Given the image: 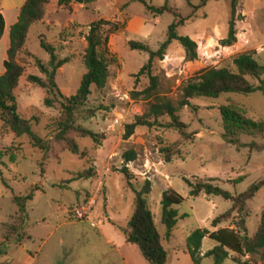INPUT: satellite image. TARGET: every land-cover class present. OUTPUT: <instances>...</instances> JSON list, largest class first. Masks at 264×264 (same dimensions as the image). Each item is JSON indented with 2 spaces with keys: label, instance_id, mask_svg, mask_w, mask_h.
<instances>
[{
  "label": "rangeland",
  "instance_id": "1",
  "mask_svg": "<svg viewBox=\"0 0 264 264\" xmlns=\"http://www.w3.org/2000/svg\"><path fill=\"white\" fill-rule=\"evenodd\" d=\"M55 1L58 13L53 16L54 23L50 27L42 23L32 28L27 50L47 65L50 56L42 47L41 39H44L55 47L59 59L70 60L56 74L57 86L65 97L77 93L86 73L83 57L90 25L106 20L118 28L115 33H109V48L117 61L110 67L108 85L101 91L93 88L87 104V109L94 110L96 116L81 117L77 121V126L100 136V145L90 138L82 139L76 132L69 133L67 137L79 144L80 153H85L83 156L70 153L66 143L57 141L55 123L61 118V106L57 103L55 108L46 107L47 91L30 83L28 77L46 78L35 61L26 58L29 59L27 70L15 91L19 110L24 118L32 121L33 132L49 141L50 151L45 153L35 148L27 136L17 139L0 120V247L8 252L6 256H0V263L14 258L17 240L22 238V245L25 243L28 251L39 254L38 264H120V257L108 239L122 236L119 229L126 228L133 215L134 194L120 170L125 166L124 153L135 151L138 158L128 165L134 174L132 183L138 190L147 180L152 184L149 203L164 238L168 264H194L188 253V238L199 229L210 232L221 228L235 229L237 214L229 223L213 228L212 222L228 212L232 203L205 194L191 197V188L185 179L194 185L216 180L213 185L234 196L264 180V152L228 144L223 137L221 114L223 107L235 106L248 119L264 123V93L257 91L250 96L225 94L219 99H194L191 106L179 114L188 127V137L174 129L139 127L125 141L126 125L132 123L136 116H143L151 102L142 95L150 87V80L147 75L138 76L150 55L133 51L129 44L131 41L141 42L158 51L167 41L174 16L166 13L157 17L145 4L135 0H96L91 3L72 0L67 6ZM204 1L146 0L149 6L168 5L178 9L183 17L191 18L178 30V34L197 43L198 60L189 61L181 43L174 41L164 60H156L153 65V74L159 81L158 96L166 97L175 104L181 101L187 84L201 72L208 69L236 72L234 61L242 54H251L264 66V0L239 1L237 42L230 47L222 43L229 34L230 2ZM203 4L205 6L201 7ZM25 56L23 52L20 60H25ZM4 69V64L0 62V74L4 73ZM249 81L255 87L262 84V81L251 78ZM168 121L164 120L165 123ZM240 141L246 146L253 143L262 146L264 132L243 134ZM176 143H179L178 154L167 163L162 150ZM91 171L94 173L92 178L79 179L81 174ZM239 179L242 181L235 184ZM169 189L185 201L177 207L180 219L168 240L162 225L161 202L163 194ZM32 191L34 198L27 204L29 220L24 230L14 233L13 228L21 227L22 220L13 200ZM88 204L93 206L91 218L96 222L103 221L104 227L96 229L72 217L73 209ZM263 211L264 189L248 202L244 214L250 237L256 235ZM216 245L206 238L201 249L202 256ZM131 248L133 264H149L137 247ZM233 257L231 255L225 264H234ZM243 261L263 263L260 257L252 255ZM201 264L215 263L211 258H203Z\"/></svg>",
  "mask_w": 264,
  "mask_h": 264
},
{
  "label": "trees",
  "instance_id": "2",
  "mask_svg": "<svg viewBox=\"0 0 264 264\" xmlns=\"http://www.w3.org/2000/svg\"><path fill=\"white\" fill-rule=\"evenodd\" d=\"M2 0H0L1 3ZM55 0H27L23 6L18 22L10 30V47L7 51V59L4 62L5 72L0 75V120L16 136L17 139L25 136L29 137L33 146L45 153L50 151V143L39 137L32 130V121L24 118L19 110L18 97L15 91L19 88L21 78L26 73V67L30 58L35 61L40 73L45 76L46 80L38 76L31 75L28 81L38 85L47 91L45 105L48 108H55L59 103L62 114L59 121L55 123L58 130L57 141L64 142L70 153L79 155V144L69 139L67 136L71 132H76L82 139L90 138L96 144L100 145V136L93 131L77 126V121L81 117L93 118L96 116L94 110H88L87 104L92 95L93 88L97 91L104 90L109 81L110 67L115 63L116 57L111 53L109 48V33H115L118 28L112 26L109 21L99 20L90 25L89 34L86 36L87 47L83 57L86 73L84 74L81 86L75 95L65 97L61 94L57 83L56 74L66 64L70 62L68 58L59 59L54 46L48 44L46 40L41 39L42 47L50 56V61L45 65L37 59L30 51L27 50V42L32 28L42 24L48 14L49 6ZM72 0H60V5H68ZM96 0H86L87 3ZM146 5L147 9L155 16H162L169 13L174 16V22L169 27L167 41L163 43L158 51L141 42H130V48L133 51L147 52L150 55L148 63L142 68L138 76L147 75L150 80V87L142 95L146 100L151 101L146 113L143 116H136L132 123L126 125L124 140H129L139 127L167 128L174 129L184 137H188L186 132L187 125L180 119V112L186 107L191 106V101L197 98L219 99L225 94H239L250 96L257 91L264 93V66L260 65L255 58L248 53L238 56L235 61L236 72L229 69H208L201 72L196 78L190 81L183 90L182 99L177 104L166 97L158 96L159 81L153 74V65L156 60H164L170 45L174 41H179L186 51V57L189 61L198 60V45L190 37H181L178 30L185 26L191 18H185L176 8L168 5L164 7L149 6L146 0H135ZM231 5V21L229 25V34L227 39L223 40L224 46H233L237 42V21L240 18L238 10L240 0H225ZM206 2V0L204 1ZM203 4L201 7H204ZM5 31V19L0 11V41ZM26 53L25 60H20ZM249 78L262 81L261 86H253ZM224 124L225 141L239 148L250 147L259 152H264V145L256 143L246 146L241 143L240 137L243 134L256 135L264 132V123H258L248 119L235 106H225L221 109ZM168 119V123L164 120ZM104 139V138H102ZM177 149V150H176ZM179 143L173 147L165 148L162 153L165 155L167 163L172 162V158L178 154ZM81 155H85L82 153ZM138 158L135 151L125 152L123 159L125 166L120 172L125 176L130 190L134 194L133 215L128 226L121 229L128 246L137 247L142 257L149 264H168V253L164 247V238L155 222L152 210L150 208L149 197L152 193V184L147 180L140 190L136 189L132 183L134 174L128 168ZM0 154V165L2 163ZM94 173L86 172L79 176V179H90ZM1 176V173H0ZM77 181V180H74ZM216 180L192 184L185 179L187 185L191 188V197L198 198L201 194L209 197H221L232 203V208L225 214L219 216L212 222V227L217 229L225 223H229L236 213L235 229L221 228L215 232L208 229H199L188 238V253L192 257L194 264H201L203 258L213 259L215 264H225L231 255H234L232 261L234 264H250L249 261H243L248 255L258 256L264 264V211L261 223L255 236L250 237L248 234L247 221L244 217L248 202L252 201L256 195L264 189V180L254 183L250 188L237 196L231 192L215 186ZM242 179L235 181L237 184ZM34 198L33 191L26 196L14 198V203L19 208L21 227L13 228L14 233L19 229H25L29 220L27 204ZM184 198L169 189L163 194L162 198V225L166 229V238L172 237L173 231L177 227L180 219L177 207L183 204ZM184 216L183 218H185ZM209 238L217 245L204 256H202L203 241ZM31 239V238H30ZM29 239V240H30ZM17 247L22 246V238L17 240ZM7 250L0 247V256H6ZM1 264H11L6 261Z\"/></svg>",
  "mask_w": 264,
  "mask_h": 264
},
{
  "label": "crops",
  "instance_id": "3",
  "mask_svg": "<svg viewBox=\"0 0 264 264\" xmlns=\"http://www.w3.org/2000/svg\"><path fill=\"white\" fill-rule=\"evenodd\" d=\"M26 2L27 0H2L0 3V11L3 14L4 19H5V31L0 41V47H3L2 56L0 58V62L2 64H4V62L7 59V51L10 47L11 27L18 22L21 10ZM54 2L49 6L47 17L45 21L43 22L44 25H49L48 27H50V25L54 23L53 16H55L56 13H58V8L56 5H54ZM4 72H5V69H4ZM104 226L105 224L102 227ZM119 233L122 236H118L116 238L115 237L109 238L108 242L112 246V249L118 253L120 257V264H133L132 258L130 255V251H132L131 247L133 246H128L126 244V239H125L124 234L121 232V229H119ZM15 249H16V253L14 255V258L12 260L6 259V261H9L11 264H38L39 263V259H40L39 254L38 253L34 254L28 251L25 243H23V245L20 247H15ZM4 262H1V263H4ZM109 264H116V263L111 262Z\"/></svg>",
  "mask_w": 264,
  "mask_h": 264
},
{
  "label": "built area",
  "instance_id": "4",
  "mask_svg": "<svg viewBox=\"0 0 264 264\" xmlns=\"http://www.w3.org/2000/svg\"><path fill=\"white\" fill-rule=\"evenodd\" d=\"M92 207L93 206L91 204H88V206L86 207H82L80 209H73L72 217L78 221H84L86 223L91 224L93 228L99 229L104 225V223L103 221L96 222L91 218L90 214L92 212Z\"/></svg>",
  "mask_w": 264,
  "mask_h": 264
}]
</instances>
